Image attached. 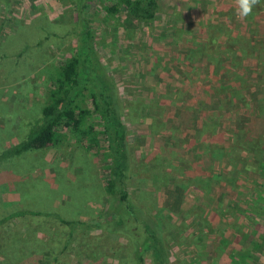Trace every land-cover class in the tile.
<instances>
[{
  "label": "rangeland",
  "instance_id": "rangeland-1",
  "mask_svg": "<svg viewBox=\"0 0 264 264\" xmlns=\"http://www.w3.org/2000/svg\"><path fill=\"white\" fill-rule=\"evenodd\" d=\"M158 1L154 19L137 20L108 11L116 0H0V153L41 120L88 26L119 93L131 201L165 227L171 264H264V0L245 19L233 0L227 15L214 10L226 0ZM210 23L241 29L242 45L194 56L192 39L207 38ZM108 140L93 112L57 145L3 158L0 219L105 213ZM69 235L52 216L19 215L0 226V264H132L128 236Z\"/></svg>",
  "mask_w": 264,
  "mask_h": 264
},
{
  "label": "trees",
  "instance_id": "trees-1",
  "mask_svg": "<svg viewBox=\"0 0 264 264\" xmlns=\"http://www.w3.org/2000/svg\"><path fill=\"white\" fill-rule=\"evenodd\" d=\"M82 1L79 0V3ZM158 7V0H116L113 6L106 9L115 13L124 8L134 19L152 20L157 15ZM91 34L87 26L77 53L60 66L58 76L49 90V100L42 109L41 120L33 125L23 139L0 153V162L5 157L57 145L61 130L71 128L81 132L92 113H99L109 138L110 151L106 152L108 176L105 179L106 191L111 200L109 206L105 213L89 220L68 219L61 213L47 210H14L0 219V226L23 214L52 216L61 225L69 227L68 241L73 240L78 232L122 234L128 236L131 242L132 264H146L147 258H150L151 264H171L165 227L155 214L131 201L127 184L130 178L128 131L121 112L119 93L115 80L98 55ZM85 91L89 92L93 110L83 105ZM93 127L90 129L94 130Z\"/></svg>",
  "mask_w": 264,
  "mask_h": 264
},
{
  "label": "crops",
  "instance_id": "crops-1",
  "mask_svg": "<svg viewBox=\"0 0 264 264\" xmlns=\"http://www.w3.org/2000/svg\"><path fill=\"white\" fill-rule=\"evenodd\" d=\"M227 2L229 3L228 0L221 3V5L219 7V9H221V10H218L217 6L216 7L214 6V10L216 11V13H221V14L227 15V12H225L226 11L225 6L228 5V4H226ZM214 10L211 9L210 10L211 13L214 12ZM199 12H203L202 7L198 11V13ZM212 15H213V13H212ZM235 27L236 26L231 27L230 25H227L226 23H218V24L217 23L216 24L210 23L208 25V27H206V31L208 30V34H206V35H208V37L207 38L206 37L197 38L194 36V38L192 39L193 47L189 48V49H191L190 52H192L193 55L198 58L201 56V54L208 52V50H207L208 45L213 46V45L218 44L221 46H223V45H225V46H228V45L229 46H231V45L241 46L242 43H240V42L242 41V38H240V37L243 36L242 30L239 29L238 34H237ZM196 38H197V42H196ZM195 42H196V44H195ZM230 52H232V50H230ZM198 55H200V56H198ZM221 56H222V54H221ZM236 56L238 59H242V60H245L247 58V54L243 55L242 53H237ZM222 59L224 60V57H222ZM232 60H233V58H232Z\"/></svg>",
  "mask_w": 264,
  "mask_h": 264
},
{
  "label": "clouds",
  "instance_id": "clouds-1",
  "mask_svg": "<svg viewBox=\"0 0 264 264\" xmlns=\"http://www.w3.org/2000/svg\"><path fill=\"white\" fill-rule=\"evenodd\" d=\"M260 2L261 0H233L237 17L240 19L247 18Z\"/></svg>",
  "mask_w": 264,
  "mask_h": 264
}]
</instances>
